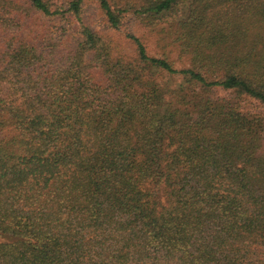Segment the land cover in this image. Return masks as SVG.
I'll return each instance as SVG.
<instances>
[{
    "label": "trees",
    "instance_id": "trees-1",
    "mask_svg": "<svg viewBox=\"0 0 264 264\" xmlns=\"http://www.w3.org/2000/svg\"><path fill=\"white\" fill-rule=\"evenodd\" d=\"M96 1L111 28L180 15L189 66L114 55L81 0L0 10V264H264V0ZM31 12L77 38L31 43Z\"/></svg>",
    "mask_w": 264,
    "mask_h": 264
},
{
    "label": "rangeland",
    "instance_id": "rangeland-1",
    "mask_svg": "<svg viewBox=\"0 0 264 264\" xmlns=\"http://www.w3.org/2000/svg\"><path fill=\"white\" fill-rule=\"evenodd\" d=\"M13 1L15 3L23 2V0H0V10L8 9L9 6H12L10 2ZM55 1L65 6L69 0ZM81 13L84 23L90 29L108 37L112 52L116 56H123L128 59L135 56L134 44L126 36L129 33L140 39L150 56L165 57L176 68L189 66L187 55L179 51L178 43L175 39V22L180 15L175 17L166 15L155 21V23L149 24L145 18L127 12L124 15L122 24L118 28H111L104 21L96 0H81ZM22 25L21 35L34 44L52 43L58 46H65L77 38L73 30L74 22L68 13L61 17L31 12L30 16L22 22ZM4 36L5 32L0 28V51L3 50ZM0 56H3L2 52H0ZM158 80L166 82L172 87L184 83L181 75H170L165 72L158 74ZM1 87L3 90L7 88L5 85ZM209 94L212 97L234 95L230 90L225 91L220 87L210 90ZM235 100L240 102L242 110L251 112L257 110L255 104L243 100L242 97H236Z\"/></svg>",
    "mask_w": 264,
    "mask_h": 264
}]
</instances>
